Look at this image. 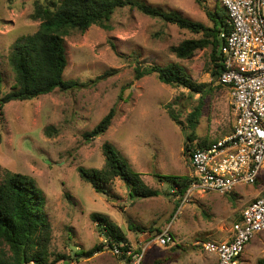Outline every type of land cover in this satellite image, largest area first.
Returning <instances> with one entry per match:
<instances>
[{
    "label": "rangeland",
    "instance_id": "obj_1",
    "mask_svg": "<svg viewBox=\"0 0 264 264\" xmlns=\"http://www.w3.org/2000/svg\"><path fill=\"white\" fill-rule=\"evenodd\" d=\"M36 1L44 4L57 0H0L3 92L14 83L8 64L13 45L39 28L40 23L32 19ZM134 1L163 12H176L192 22L209 24L202 7L194 0ZM203 1L210 10L222 8L218 0ZM109 26V30L92 26L83 34L72 32L64 38L67 64L63 80L74 81L78 87L4 106L0 116V180L6 171L35 181L51 224V259L58 255L67 258L58 264H118V258L105 247L90 259L75 258V253L103 244L104 238L91 220L93 213L110 220L111 216L117 218L126 235L129 227L148 231L170 221L172 229H167L175 242L174 250H147L145 263L152 264V257H157L155 261L161 264H197L193 253L201 257V246L190 247L191 242L220 240L211 235L219 220L227 216L231 203L223 195L207 193L193 196L175 215V198L169 195L171 188L165 178H187L191 174L184 155L186 145L195 149L202 141L216 142L231 133L234 116L230 91L224 86L217 88L214 83L206 95L200 96L182 87L165 85L156 74L136 79L137 68L177 64L193 83L208 85L212 67L209 50L199 51L188 60H178L171 48L194 36L135 8L117 10ZM112 108L115 117L109 129L102 136L85 141L84 134ZM189 136L193 137L191 143ZM104 143L113 145L130 169L139 173L158 196L130 199L119 180L109 185L108 196H103L82 181L79 167L104 166ZM233 194L239 210L264 196V166L256 185L237 186ZM225 210L226 215L221 217ZM229 215L227 222L231 223L235 214ZM241 256L238 264H264V232L245 244Z\"/></svg>",
    "mask_w": 264,
    "mask_h": 264
},
{
    "label": "trees",
    "instance_id": "obj_2",
    "mask_svg": "<svg viewBox=\"0 0 264 264\" xmlns=\"http://www.w3.org/2000/svg\"><path fill=\"white\" fill-rule=\"evenodd\" d=\"M194 1L202 7L208 25L192 22L176 12H163L150 8L134 0H57L44 4L36 1L32 19L40 23L39 28L35 34L22 37L13 45L8 64L14 83L7 92L2 90L3 76L0 70V116L4 106L10 102L29 101L51 94L55 90L68 91L78 87L79 84L74 81L63 80L67 64L64 38L72 32L83 34L92 26L109 30L112 16L117 10L125 7L135 8L150 18L191 33L193 38L183 40L172 47L171 52L182 61L191 59L197 52L208 49L212 66L211 83L208 85L193 83L184 68L177 64L164 67L151 66L144 70L137 68L136 79L156 74L161 83L182 87L200 96L206 95L208 88L211 89L214 83L217 88L222 87L218 83L223 71L220 54L222 43L219 34L230 30L227 14L222 8L219 11L210 10L203 5V0ZM196 111L199 112V108ZM114 117L115 110L112 108L90 132L84 134V140L90 141L102 136L111 126ZM46 134L51 135L49 129ZM187 140L191 143L193 137L189 136ZM209 144L211 143L202 141L195 149H190L186 145L184 148L186 159L188 160L192 150H202ZM101 152L104 157V166L101 169L83 167L77 169L81 180L88 183L97 194L108 196L107 187L115 180H119L126 187L130 199L158 196L157 191L145 185L139 173L130 169L126 159L113 145L104 143ZM165 180L170 184L171 190L175 189V193L169 195H173L179 204L189 179L167 177ZM256 182L257 180L252 185H256ZM224 196L232 206L235 205L236 195L233 192ZM256 199L258 198L251 201ZM44 206V199L32 178L5 171L3 179L0 180V264H58L67 259L63 255L51 259L49 248L52 229L45 215ZM91 220L96 224L103 238H108L114 243L128 244L125 234L108 217L93 213ZM134 229L140 231V228ZM102 247L103 245H97L87 252L75 253V258L90 259L101 252Z\"/></svg>",
    "mask_w": 264,
    "mask_h": 264
},
{
    "label": "built area",
    "instance_id": "obj_3",
    "mask_svg": "<svg viewBox=\"0 0 264 264\" xmlns=\"http://www.w3.org/2000/svg\"><path fill=\"white\" fill-rule=\"evenodd\" d=\"M218 2L230 26L229 32L219 34L223 71L218 83L230 91L234 126L227 137L190 152L187 163L192 173L180 206L193 196L226 195L237 186H250L264 166V0ZM262 232L264 196L242 209L241 220L233 224L228 241H207L202 249L216 255L217 264H236L245 244ZM155 241L159 246L173 242L168 230ZM102 245L118 258V264H142L146 247L135 251L108 238Z\"/></svg>",
    "mask_w": 264,
    "mask_h": 264
},
{
    "label": "crops",
    "instance_id": "obj_4",
    "mask_svg": "<svg viewBox=\"0 0 264 264\" xmlns=\"http://www.w3.org/2000/svg\"><path fill=\"white\" fill-rule=\"evenodd\" d=\"M233 126H234V122H233ZM232 130H233V127H232ZM232 130H231V132H232ZM187 165H188V163H187ZM187 178L189 179V177H187ZM202 196H205V195H202ZM172 197H174V196H172ZM197 197H199V196H197ZM176 201L177 200L175 198L174 199V209L175 210H173L175 212L180 207V205L178 203L176 204ZM236 201L237 200H235V205L234 206H232V204L231 205L229 204V212L227 213V216L225 218H223V219H220L219 220V224L216 225V229L217 230L215 232H213V234L211 236H213V237L219 236L220 240H218L217 242L216 241H213V242H216V243L226 242V241H228L232 237V226H233V224H235V223H237V222H239L241 220V211L245 207L244 206L241 210H239V204H238V201L237 202ZM211 203H213V201H211ZM175 212H173V216L174 217L177 214V212L176 213ZM174 213H175V215H174ZM232 213L235 214V219L231 223H229V222H227L228 216H230L229 214H232ZM225 215H226V210H225L224 215L221 214V217H224ZM168 216H170V213L168 214ZM173 216L171 218L172 220L174 218ZM111 218H113V219H111V221L114 222L122 230V232H123L124 229L121 227V225H119L117 223V221H116L117 218L115 217L116 219H114V217H112V216H111ZM169 222L164 227H162L163 224H159V226L156 227L155 229H150L148 231H143V229H140V231L139 230H135V229L133 230V229H131L129 227V231H128V229L126 231L128 233V235H126V233L123 232L125 234L126 238H127V241H128L127 246H129L130 249L135 250V251H138L141 248L146 247V250H145V253H144V256H143V259H142V264H149L147 262L145 263V256H146L145 254H147L148 251H151L150 249H153L154 247L155 248H162V249H167V247H168V249L170 251H173L174 250V248H175V242L174 241L171 242L170 244H167L166 246H159L157 244V242L155 241V238H156V236L158 234H160V233L164 232L165 230H168L169 228L172 227V225H170V226L168 225ZM214 222H215V220H214ZM155 232H157V235H155ZM170 236H171V234H170ZM171 238H172V236H171ZM172 240H173V238H172ZM204 242H207V241H204ZM204 242H200V241H197L195 239H194V242H191L192 243L191 244L192 246H190V247H193V246L194 247L201 246V251H202V254H201L202 256L201 257H199V255H197L196 253H193V257L195 258V262L197 264H217V257H216V255L210 254V253H206V252L203 251V249H202V243H204ZM242 254H243V252H242ZM152 258L154 260V262L152 264H154V263L161 264L160 261H155L157 259V257H152ZM241 258H242V256L239 257V259H241ZM236 264H238V262H236Z\"/></svg>",
    "mask_w": 264,
    "mask_h": 264
}]
</instances>
